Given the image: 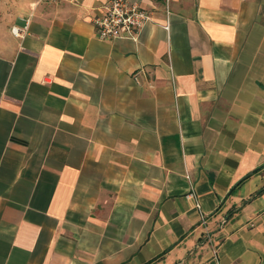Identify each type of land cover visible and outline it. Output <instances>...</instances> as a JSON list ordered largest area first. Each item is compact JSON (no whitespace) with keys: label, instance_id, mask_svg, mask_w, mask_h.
Wrapping results in <instances>:
<instances>
[{"label":"crops","instance_id":"1","mask_svg":"<svg viewBox=\"0 0 264 264\" xmlns=\"http://www.w3.org/2000/svg\"><path fill=\"white\" fill-rule=\"evenodd\" d=\"M106 1L0 0V264H264V0Z\"/></svg>","mask_w":264,"mask_h":264},{"label":"built area","instance_id":"2","mask_svg":"<svg viewBox=\"0 0 264 264\" xmlns=\"http://www.w3.org/2000/svg\"><path fill=\"white\" fill-rule=\"evenodd\" d=\"M38 1L57 3L66 0ZM152 14L153 11L144 7L141 0H107L101 12L93 18V24L101 40L131 39L136 41L143 27L152 20ZM12 31L20 35L23 30L15 26ZM197 206L200 207L198 202ZM202 219L203 223H206L204 215Z\"/></svg>","mask_w":264,"mask_h":264},{"label":"trees","instance_id":"3","mask_svg":"<svg viewBox=\"0 0 264 264\" xmlns=\"http://www.w3.org/2000/svg\"><path fill=\"white\" fill-rule=\"evenodd\" d=\"M264 166V165H262ZM262 168V167H261ZM251 174V173H250ZM250 174L246 175L243 179H241L235 186L234 188H236L244 179H246ZM263 191V189L259 190L257 193H261Z\"/></svg>","mask_w":264,"mask_h":264},{"label":"water","instance_id":"4","mask_svg":"<svg viewBox=\"0 0 264 264\" xmlns=\"http://www.w3.org/2000/svg\"><path fill=\"white\" fill-rule=\"evenodd\" d=\"M255 172V171H254Z\"/></svg>","mask_w":264,"mask_h":264}]
</instances>
